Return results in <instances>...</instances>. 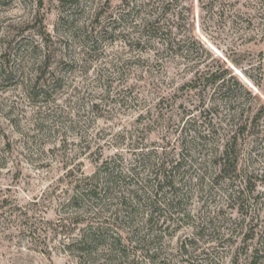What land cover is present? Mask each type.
Wrapping results in <instances>:
<instances>
[{
	"label": "rangeland",
	"instance_id": "rangeland-1",
	"mask_svg": "<svg viewBox=\"0 0 264 264\" xmlns=\"http://www.w3.org/2000/svg\"><path fill=\"white\" fill-rule=\"evenodd\" d=\"M0 264H264V0H0Z\"/></svg>",
	"mask_w": 264,
	"mask_h": 264
},
{
	"label": "trees",
	"instance_id": "trees-1",
	"mask_svg": "<svg viewBox=\"0 0 264 264\" xmlns=\"http://www.w3.org/2000/svg\"><path fill=\"white\" fill-rule=\"evenodd\" d=\"M248 127V122L237 127L238 131H236L235 136H233L225 147V159H229L232 156L234 161H236L235 165L238 161V152H236V150L240 145L239 136L245 135ZM104 166L105 165L91 177L86 176L78 180L72 187L71 195H69V198H66L65 202L62 204L65 206V209L72 210L71 213L67 211V218L62 221L64 227H66L67 224L76 227L83 225V217L88 215L90 211H92V208H95V203L101 202L104 194L105 196L110 194V189H112L110 187L114 184V178L111 174L106 173V167ZM80 232L82 233L77 235L76 239L73 241L72 247L75 251L82 253L84 256H91V253L94 251L95 232L92 228H87Z\"/></svg>",
	"mask_w": 264,
	"mask_h": 264
}]
</instances>
